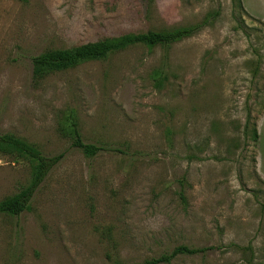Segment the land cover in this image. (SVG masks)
<instances>
[{
  "label": "rangeland",
  "instance_id": "374dc122",
  "mask_svg": "<svg viewBox=\"0 0 264 264\" xmlns=\"http://www.w3.org/2000/svg\"><path fill=\"white\" fill-rule=\"evenodd\" d=\"M190 24L32 75L48 49ZM72 120L106 149L70 146ZM0 133L62 153L0 213V264H143L178 244L213 248L158 264H264V0H0ZM8 150L0 199L29 182Z\"/></svg>",
  "mask_w": 264,
  "mask_h": 264
},
{
  "label": "trees",
  "instance_id": "16d2710c",
  "mask_svg": "<svg viewBox=\"0 0 264 264\" xmlns=\"http://www.w3.org/2000/svg\"><path fill=\"white\" fill-rule=\"evenodd\" d=\"M199 28L200 24H190L169 31H146L129 34L120 37L116 41L96 40L82 43L72 48L48 49L31 56L32 75L36 78L42 77L49 72L69 68L81 60L102 58L109 52L120 49L128 44L168 45L175 40L195 33ZM71 125L73 128L70 146L78 148L88 155H94L106 149L101 144L84 141L76 128L74 120H72ZM250 133L251 138L255 139L256 133L254 128H251ZM8 149H15L18 155L27 159L30 166L28 184L17 192L0 199V213L16 217L27 208L33 191L49 170L59 161L62 153L46 155L34 145L20 140L11 133H0V151H9ZM211 248L213 247L192 248L184 244H178L168 254L150 258L145 260L143 264L168 263L177 254H203Z\"/></svg>",
  "mask_w": 264,
  "mask_h": 264
}]
</instances>
